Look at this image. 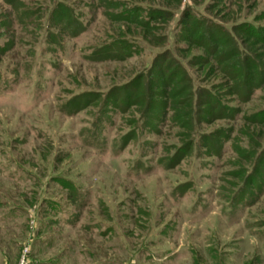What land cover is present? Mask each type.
<instances>
[{"label":"rangeland","instance_id":"1","mask_svg":"<svg viewBox=\"0 0 264 264\" xmlns=\"http://www.w3.org/2000/svg\"><path fill=\"white\" fill-rule=\"evenodd\" d=\"M108 1L20 0L12 9L0 0V47L11 48L0 52V264H19L25 246L27 264H264V166L259 187L240 203L236 173L238 165L250 168L249 146H264V124L205 126L226 127L231 140L216 141L220 155L196 148L167 170L160 159L179 145L180 131L170 112L155 111L153 128L143 126L123 149L120 138L140 124L136 111L109 113V121H99V103L67 113L72 97L124 87L164 48L187 65L175 20L162 47L123 27L139 53L91 60L118 34ZM61 3L81 31L56 45L49 14ZM186 6L226 27L254 18L264 26V0H181ZM186 67L197 86L217 84L200 66ZM231 105L238 118L264 109V86L248 103Z\"/></svg>","mask_w":264,"mask_h":264},{"label":"trees","instance_id":"2","mask_svg":"<svg viewBox=\"0 0 264 264\" xmlns=\"http://www.w3.org/2000/svg\"><path fill=\"white\" fill-rule=\"evenodd\" d=\"M1 1L12 9L21 3L20 0ZM145 1L138 0L137 3L131 4L108 1L107 7L114 11L111 14L112 20L120 23L117 28L118 34L111 42L96 48L90 55L91 60L123 61L139 53V45L134 40L126 38L123 27L128 33L137 35L141 33L144 39L162 47L168 41L165 34L167 22L175 20L174 38L179 43L187 45L186 48L177 49L179 54L186 57L182 59H187L186 63L190 67L200 66L203 72L205 69L207 73L204 74L218 76L219 78H215L217 84L211 85L213 89L208 86H197L187 65L171 49L164 48L156 53L148 69L139 73L124 87L110 89L104 95L79 94L72 97L64 107L71 115L99 103V121L102 119L109 121V113L118 112L125 115L131 114L132 110L136 111L139 120L134 117L133 121H140V124L130 135L120 138V149L127 146L143 126L153 128L151 122L155 120L152 116L155 111L162 110V113L167 114L170 112L171 122L180 131L177 132L179 145L174 147L173 153L171 148L168 149L167 156L160 159V165L167 170L174 169L196 148L204 149L212 156H218L222 146L217 148L216 141L221 140L222 144L228 142L231 140L230 135L224 126L202 131L205 126L218 121L234 123L238 119L249 125L264 124V109L243 114L238 118L241 113L239 106L231 105L232 102L239 105L248 103L254 92L264 86V26L257 25L258 18H254V22L244 21L226 27L202 16L191 6L181 7V0ZM73 13L62 3L51 10L49 23L51 27L59 30L58 35L48 32L50 38L56 39V42L52 43L60 45L61 40L57 38L75 37L79 34L81 31L77 29L79 22ZM29 14L23 12L21 15ZM7 46L0 47V52L9 51L11 48ZM214 89L220 91L216 92ZM257 144L256 150L252 149L254 144L249 146L250 168L238 165L236 170L237 177L241 180L237 193L238 203L251 196L253 193L251 188H258L260 184L258 175L261 165L264 166V146ZM238 152L243 154L242 150ZM58 181L62 188L71 193L75 191L68 180Z\"/></svg>","mask_w":264,"mask_h":264},{"label":"built area","instance_id":"3","mask_svg":"<svg viewBox=\"0 0 264 264\" xmlns=\"http://www.w3.org/2000/svg\"><path fill=\"white\" fill-rule=\"evenodd\" d=\"M28 248L25 246L24 250H23V256L20 259L19 264H27L28 262Z\"/></svg>","mask_w":264,"mask_h":264}]
</instances>
